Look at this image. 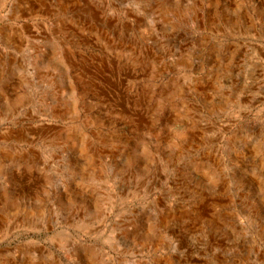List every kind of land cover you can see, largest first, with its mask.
Wrapping results in <instances>:
<instances>
[{
  "label": "rangeland",
  "instance_id": "1",
  "mask_svg": "<svg viewBox=\"0 0 264 264\" xmlns=\"http://www.w3.org/2000/svg\"><path fill=\"white\" fill-rule=\"evenodd\" d=\"M0 264H264V0H0Z\"/></svg>",
  "mask_w": 264,
  "mask_h": 264
}]
</instances>
